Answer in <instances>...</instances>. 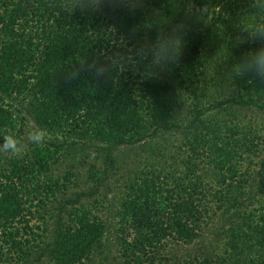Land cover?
I'll return each instance as SVG.
<instances>
[{"label": "trees", "instance_id": "obj_1", "mask_svg": "<svg viewBox=\"0 0 264 264\" xmlns=\"http://www.w3.org/2000/svg\"><path fill=\"white\" fill-rule=\"evenodd\" d=\"M133 1L104 18L72 0H0V144L45 134L0 168V264H105L111 230L106 264H264V123L234 109L264 118V80L233 68L264 47V0ZM220 72L231 92L214 95ZM178 128L175 157L153 151L116 223L103 220L96 188L116 149ZM89 144L100 168L53 173Z\"/></svg>", "mask_w": 264, "mask_h": 264}, {"label": "rangeland", "instance_id": "obj_2", "mask_svg": "<svg viewBox=\"0 0 264 264\" xmlns=\"http://www.w3.org/2000/svg\"><path fill=\"white\" fill-rule=\"evenodd\" d=\"M75 5H79L81 7H86L87 9H92L95 11H99L104 15V18H107L111 16L112 12L116 9L117 6H125L126 4H133L136 5L139 3L138 1L135 2L133 0H72ZM159 14L154 13V16H158ZM161 17V16H160ZM162 18V17H161ZM211 69V66H208V69L204 76V81H209L208 79L212 75V73L209 71ZM221 73V77L217 76L215 74V78L210 82V85H213L210 89L214 91V95L217 92L221 91H228L231 92V88L228 90V86L226 84V80L222 79L223 74ZM165 76L167 75V70L163 73ZM200 85H204V82L199 83ZM210 95V93H209ZM228 95V94H227ZM213 96V95H212ZM217 96V95H216ZM215 96V97H216ZM191 97L188 94L183 95V101L181 103V108L178 112V121L182 125H186L189 123L192 119L193 113H192V106L190 104ZM235 109V116L241 120H243V123L246 124L248 121H260L261 123H264V118L260 115H251V113H244L239 111V109ZM214 111L213 113H215ZM256 117V118H255ZM30 123V122H29ZM179 123V124H180ZM28 125V122H27ZM29 126V125H28ZM30 127V126H29ZM29 127L26 129L22 135V139L19 147V152H24L29 147V145L33 144L29 140V134L32 133L33 129L30 130L32 132H29ZM183 129L178 128V130L170 131L167 134L158 136L157 138L147 139L143 142L137 143L135 145H122L119 146L116 151L113 153L114 155V165L111 169V176L107 183L101 185L96 188L98 200H104V207L101 209L100 215L103 218V220L110 221V223L114 224L116 221V218L113 216V211L116 210V206L114 205L116 199L120 194H122L124 189V183L131 178L132 174L136 171L142 170L143 166L151 164V160L154 159L152 152H158L160 151L164 157L166 156L169 158L172 156L175 157L176 150L178 145H180V142L182 143L183 140ZM262 137H264V131H262L261 134ZM98 148L95 146V144H89V151L83 152L80 151L79 154H75L73 150L69 152L60 153L56 156V161L54 165V174L56 173H62L65 170H74L78 172L80 175H83V167L84 162H86L85 166H90L91 164L94 165L96 168H100L102 166L101 163V156L97 158ZM18 152V153H19ZM17 154V153H15ZM12 152L9 151H3L0 150V168L2 167L4 163L5 157H10L15 155ZM264 154H262L261 157H263ZM260 157V158H261ZM171 159V157H170ZM168 159V161H170ZM84 161V162H83ZM85 188V187H84ZM93 189H95L93 187ZM69 195H72V193H68ZM116 223V222H115ZM114 230V229H113ZM116 232L110 231L108 235V239L110 240V245H108L109 250L104 254V263H111L112 257H118V254L116 252V247H114V244L116 243ZM209 237V235H208ZM183 248H179V250H182Z\"/></svg>", "mask_w": 264, "mask_h": 264}, {"label": "clouds", "instance_id": "obj_3", "mask_svg": "<svg viewBox=\"0 0 264 264\" xmlns=\"http://www.w3.org/2000/svg\"><path fill=\"white\" fill-rule=\"evenodd\" d=\"M178 53V47L175 49L173 56ZM172 57H169L170 59ZM234 74L241 75L244 73H252L257 78L264 80V47L255 51L249 52L242 58V60L234 65ZM45 134L42 131H33L29 134V140L37 145L44 142ZM19 142L13 137H5L3 143L0 144V150L18 153Z\"/></svg>", "mask_w": 264, "mask_h": 264}]
</instances>
